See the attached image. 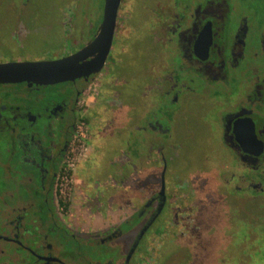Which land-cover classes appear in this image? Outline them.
<instances>
[{"label": "flooded vegetation", "instance_id": "af4514ba", "mask_svg": "<svg viewBox=\"0 0 264 264\" xmlns=\"http://www.w3.org/2000/svg\"><path fill=\"white\" fill-rule=\"evenodd\" d=\"M45 1L0 0V68L97 38L104 0L94 24L79 0ZM104 132L126 136L116 155L95 143ZM191 141L213 155L191 164ZM216 207L264 242V0H121L99 71L50 85L0 74V264H169ZM247 246L239 264H264Z\"/></svg>", "mask_w": 264, "mask_h": 264}, {"label": "rangeland", "instance_id": "374dc122", "mask_svg": "<svg viewBox=\"0 0 264 264\" xmlns=\"http://www.w3.org/2000/svg\"><path fill=\"white\" fill-rule=\"evenodd\" d=\"M51 1L55 4H58H54L56 10L59 6L65 4L64 6H67L65 10L70 11V9L76 4L75 0H65V3L63 2V4L60 0ZM52 2L50 5L45 1L41 6H46L51 9ZM78 3L80 10L85 9L87 11L84 14H88L87 20H90V22L94 24L93 15H95L97 12V4H101V0H79ZM89 15H91V18ZM131 94L132 95L127 94L128 107H130L131 104L136 100V93L132 92ZM92 127L94 129V121L92 122ZM125 137L126 136L120 139V137L115 134L112 135L109 132H104L97 138V140H95V143H99L100 148L102 151H104L102 156H105L108 153L116 155L119 151V148L122 146V144H124ZM212 151L214 150L211 149V146H209V150H204L201 149V147H195V142L191 141L189 161L191 164H203L206 154L212 156ZM200 175L203 174L200 173ZM206 198L207 201H211L210 196H206ZM203 201H205V197H203ZM210 218L214 223L209 226L205 225V230H202L200 235H194L195 239L194 241H191V243L194 245L186 242H175L174 245L166 249L165 257L168 258L169 264H239V260H237V258H239L240 253H248L250 249L247 245L249 244H253L252 247L258 246L260 252L264 253V242L263 240L261 241L262 236L258 230L250 231L246 230L244 227L240 228L239 226L235 225L231 227L230 216L228 215L226 218H220L219 207L213 208V213H210ZM251 233L256 237L252 238L250 241H248L247 245L244 244L242 247L241 244L244 243L243 241L247 239ZM247 264L260 263H252L250 261Z\"/></svg>", "mask_w": 264, "mask_h": 264}, {"label": "water", "instance_id": "95a60500", "mask_svg": "<svg viewBox=\"0 0 264 264\" xmlns=\"http://www.w3.org/2000/svg\"><path fill=\"white\" fill-rule=\"evenodd\" d=\"M120 1L104 0L103 20L97 38L76 55L54 62L7 65L0 68V74L19 77V80L31 81L39 85H50L99 71L111 45ZM94 52H98V55L86 61Z\"/></svg>", "mask_w": 264, "mask_h": 264}, {"label": "built area", "instance_id": "2783aa9c", "mask_svg": "<svg viewBox=\"0 0 264 264\" xmlns=\"http://www.w3.org/2000/svg\"><path fill=\"white\" fill-rule=\"evenodd\" d=\"M84 138H85L84 126L83 124H77L75 127L74 135L69 145V151L66 157L65 169L59 179L58 196L61 199V201H65L69 194L70 191L69 171L79 158L82 148V141Z\"/></svg>", "mask_w": 264, "mask_h": 264}]
</instances>
